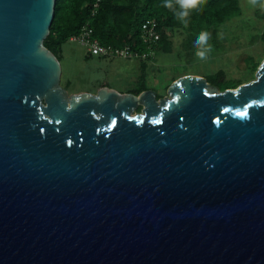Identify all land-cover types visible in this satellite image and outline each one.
<instances>
[{
	"label": "water",
	"instance_id": "water-1",
	"mask_svg": "<svg viewBox=\"0 0 264 264\" xmlns=\"http://www.w3.org/2000/svg\"><path fill=\"white\" fill-rule=\"evenodd\" d=\"M55 5L0 0V264H264V58L69 93Z\"/></svg>",
	"mask_w": 264,
	"mask_h": 264
},
{
	"label": "rangeland",
	"instance_id": "rangeland-1",
	"mask_svg": "<svg viewBox=\"0 0 264 264\" xmlns=\"http://www.w3.org/2000/svg\"><path fill=\"white\" fill-rule=\"evenodd\" d=\"M240 6L242 14L219 28V45L210 43L209 34L207 43L212 46V51L203 60L196 56L197 48L192 50L194 56L191 61H186L181 45L186 36L184 32L174 34L172 52L155 51L153 56L142 60L92 55L85 45L68 40L57 50L62 68L60 83L69 93L96 92L103 85L126 92L146 79L148 89L163 97L167 94L165 81L184 73L199 74L212 80L221 72L216 81L220 88L223 81L247 82L254 78L255 72L251 66H245L244 59L248 55L254 56L258 62L264 58L263 43L259 38L264 32V9L250 5L249 0H240ZM141 61L147 64L144 78H141Z\"/></svg>",
	"mask_w": 264,
	"mask_h": 264
},
{
	"label": "trees",
	"instance_id": "trees-1",
	"mask_svg": "<svg viewBox=\"0 0 264 264\" xmlns=\"http://www.w3.org/2000/svg\"><path fill=\"white\" fill-rule=\"evenodd\" d=\"M95 2L96 0H56L50 33L44 40L45 46L57 55V50L61 45L72 35L78 34L82 25L89 22L93 28V36L101 44L128 45L134 50L144 52L148 50V47L141 38L142 23L154 18L160 32V39L152 45L154 53L155 51L172 52L174 34L184 32L186 36L181 41V45L185 50L184 58L189 62L194 56L192 50L197 49L196 41L202 32L210 34V43L219 45V28L242 14L240 0H206L205 4L189 10L186 18L188 24L185 26L176 17V12L182 9L179 4L175 3V0L173 9L164 6L165 0H100L94 8ZM259 38L264 48V32H261ZM58 58L60 60L59 56ZM260 62L255 61L252 55L244 59L245 66H251L253 72L257 70ZM146 68L147 64L141 61V78L146 77ZM179 76L181 74L166 80L165 85L168 87ZM220 77L221 72L208 81L216 85ZM223 82V87H219L221 90L235 88L243 83L240 80ZM145 89H148L146 79L138 87L127 91L138 94ZM157 97H160V93Z\"/></svg>",
	"mask_w": 264,
	"mask_h": 264
},
{
	"label": "built area",
	"instance_id": "built-area-1",
	"mask_svg": "<svg viewBox=\"0 0 264 264\" xmlns=\"http://www.w3.org/2000/svg\"><path fill=\"white\" fill-rule=\"evenodd\" d=\"M94 3V8L97 7L98 2ZM157 21L152 18L142 23L141 38L142 41L147 44L148 50L140 52L134 50L128 45L113 46L111 44H101L100 41L93 36V28L89 22L82 25L80 31L76 35H72L69 40L77 41L87 47L88 53L99 56H117L123 58H138L140 60L147 59L153 56L154 51L152 45L160 39V32L157 28Z\"/></svg>",
	"mask_w": 264,
	"mask_h": 264
},
{
	"label": "clouds",
	"instance_id": "clouds-1",
	"mask_svg": "<svg viewBox=\"0 0 264 264\" xmlns=\"http://www.w3.org/2000/svg\"><path fill=\"white\" fill-rule=\"evenodd\" d=\"M176 4H179L182 9L179 12H176L177 19L181 20L185 26L188 24L186 19L189 15V10L196 9L198 6H201L206 3V0H175ZM249 4L252 6H259L264 9V0H249ZM174 0H165L164 6L173 9ZM209 39V33L202 32L197 41L196 46L198 48L196 56L200 59H207V54L212 51V46L208 45L207 41Z\"/></svg>",
	"mask_w": 264,
	"mask_h": 264
},
{
	"label": "flooded vegetation",
	"instance_id": "flooded-vegetation-1",
	"mask_svg": "<svg viewBox=\"0 0 264 264\" xmlns=\"http://www.w3.org/2000/svg\"><path fill=\"white\" fill-rule=\"evenodd\" d=\"M139 110H141V106H139V108H138Z\"/></svg>",
	"mask_w": 264,
	"mask_h": 264
}]
</instances>
